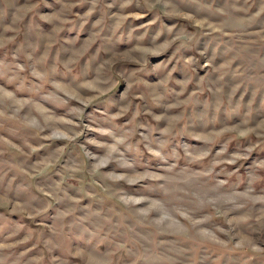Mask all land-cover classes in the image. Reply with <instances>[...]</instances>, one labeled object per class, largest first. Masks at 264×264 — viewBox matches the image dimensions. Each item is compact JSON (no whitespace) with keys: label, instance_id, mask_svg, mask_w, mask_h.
<instances>
[{"label":"rangeland","instance_id":"1","mask_svg":"<svg viewBox=\"0 0 264 264\" xmlns=\"http://www.w3.org/2000/svg\"><path fill=\"white\" fill-rule=\"evenodd\" d=\"M0 264H264V0H0Z\"/></svg>","mask_w":264,"mask_h":264}]
</instances>
